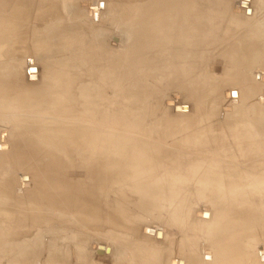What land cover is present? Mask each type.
<instances>
[{
    "label": "bare ground",
    "instance_id": "bare-ground-1",
    "mask_svg": "<svg viewBox=\"0 0 264 264\" xmlns=\"http://www.w3.org/2000/svg\"><path fill=\"white\" fill-rule=\"evenodd\" d=\"M128 1H131V2H128ZM140 1L141 0H106L107 3L105 5L103 3L104 2L103 0H0V49L8 48L9 46H18L19 48H29L28 50L36 52V51H41L49 47H56V48L58 47L60 50L63 51V53H64V50H66V52L73 54V57L77 58V61L74 58H72L73 63H70L71 71L76 70L77 68L76 64L80 61L82 62V59L87 57L89 49L87 50L86 48L89 44V34L90 33L92 35L97 34L96 37H98L99 39L101 38L102 35H104L103 34L104 31H106L107 27H103V24L106 21L99 20L100 22L99 24L97 23V26L96 24L93 25V26H96L95 28L92 25H89L91 24L90 22H88L90 20L91 14H92V17L95 18L97 17L98 14L99 15L101 14V11H100L101 7L107 8L108 14H110V17H112L109 19L110 27L113 28L114 24L115 25L123 24L124 26L123 25L122 26L125 28L129 26V28H127L128 29L127 31L125 32L123 31L124 33L129 35V38H127L129 39V41H128L127 48L125 46L126 48L125 52L121 56L122 59H120L121 58L120 56L117 57V55L119 54L116 53L117 55H115L114 54L115 52L113 51H111L113 52V55L112 53H110L109 59L107 57H104L105 49H103L102 45H97L96 47L99 46V49L97 50L96 54H91L95 58L94 60H98L99 62L100 60L102 61L101 62L102 66L99 70L98 77L95 78V81L88 80L87 78L88 72L84 71L85 75L83 74L77 75L76 73V74H73L74 76H72V78H70L69 81L65 83V85L59 92L56 91V94H53L52 91L48 88V85L46 84L45 86L47 87L40 88L37 91L35 90V91H30V92H21L19 91L20 85L17 81H15L14 79L0 78V115H2L3 118L5 119L7 117L12 118V116H8L10 111L16 115L18 114L24 115L25 113L28 114L29 111L34 110V109H37L40 112H49L53 115L58 114L57 116H59L63 112L70 114V115H67V117H62L58 121L59 124L61 125L59 129L52 128L53 127L52 124L49 123L47 124L49 126H45V127L43 126L39 128L40 130H36L37 131L36 137L33 138L30 142H28L27 148L19 150L18 152L14 154L12 153V150L17 145L18 142L13 141V143L10 144V142L6 141V139L2 140L1 138L0 139L1 140L0 142V166L3 169L6 166L5 163L8 161V157L9 158L13 157L19 160L28 159L31 161L45 160L46 157L50 156L51 149L57 150L58 155L60 157H63V159L69 160L71 158V157L69 158L70 156L69 154L74 153L76 155V152L68 153L69 152L68 150L70 149H72L73 151L77 150V149H74L75 147L76 148L83 147L86 150L85 152L80 153L78 152L80 151L78 149L77 152L78 154L80 153L81 157L83 156L85 158L84 160H86L87 163L94 162L92 167L88 164L85 175H83L84 179H81L77 182L70 181L65 176L67 175L68 172L67 173L64 172L63 168L56 166V165H52L50 166V168L45 167V168H49L48 171H45L44 170L45 168L44 169L40 168L37 172L32 171L29 174L31 178L30 188H28L27 183L25 184L27 180L30 181V178L25 180V182L23 181L24 182L23 184L26 185L27 190H20L18 188L13 187L10 181L4 178V175L0 176V244L4 246V244L8 245V244L16 243L18 247L21 244L22 246L19 247L20 250L18 251L19 252L18 257L24 258L23 256L26 254L31 255V257L32 256L34 257L35 255H37L35 256V258L39 256L38 253H36L35 248L36 247L40 248L41 244H43L41 243L40 246H37L40 238L43 237L44 233L45 234L47 233L46 231L50 230V228L47 230L48 225H44V226H47V228L44 227L46 231L44 230V228L42 229L43 223L45 222L46 224H55V225L60 224V225L66 226L64 228H61L63 230L60 229L62 233H67L68 231H70V232H74L75 234H78L74 231L75 229H79L77 230L78 232L80 230L81 232H83L82 230H84L83 233H87L85 232V230L87 228H89L88 230H90V227L91 229L92 227H94L95 230L99 228L100 231H101V228L102 229L106 228L108 230L111 229V231L116 230L117 228H119V230L124 228L126 224L125 218L127 217L125 213L126 209H124L125 210L124 211L123 208L118 209L117 207H120L119 204L126 206L123 203H127V202L122 201L123 203H121L120 201V203L117 206L115 201L111 202L112 199L114 198L113 196L115 195V194L114 195L111 194L112 192L122 193L121 189L122 190L124 189L123 191H126L125 188L128 187L129 189L133 188L132 191L134 193H139L141 191L140 193L144 194L145 197L146 196L149 197V196H153L156 190H160L158 189L159 187L166 189V191L163 189L165 193L168 191H170V193H172L173 191L175 192L177 191L176 190L177 187L178 189L180 187L179 186L180 184H177V183L173 184L171 182V179H173L172 178L173 176L171 177V179L169 178L164 179V177L157 178V177L151 176L152 177L151 178L148 175L142 174V172H148L150 170V165H152L151 166L152 168L154 167L157 168V166L161 162L160 160H162V159L158 160V158H156L157 154L155 156L149 154L147 158L145 157L143 159H139L138 161L131 160V162L129 163L138 162L139 165L137 166L139 167L129 170V173L127 174H126L127 171L120 170V169L109 170L105 172H99L96 169L97 167L95 163L100 164L101 162H105L104 163L105 168L107 167L108 169L114 168L115 166H120L125 163V162L124 163L121 162L119 165V163L116 160L115 161H113V159L105 160L106 156L104 154L105 151L107 150V148H104V146H107V145L110 146L108 150H117L122 147V142L130 141V140L124 139L120 135L122 132V128H125V127L128 128L126 125L125 127L123 126V122H124L123 120L127 119L131 121L130 119L131 115L130 116L129 114L126 115L128 112L124 113L125 111L123 110L124 111L123 112L120 110L121 108H119V102H121L119 100L122 96L121 95L119 97V94H118L119 90L117 89L119 87V80H120L119 76L123 71L122 70L123 66L124 67L126 66L129 68L128 69L129 74H132V73L139 74L140 72H143L141 71V69L139 71V68L142 66V64L140 63L141 64L140 65L139 62L142 61L143 63L146 60L147 63L148 61L149 63L150 61L152 63V60L154 58L156 59L157 56H160L161 58H163L164 59L163 61H166L165 59L167 60L170 59L171 62H169L168 65L174 61L178 62L180 60L181 61L184 60L185 58L184 51H187L189 49L190 51L197 50L199 44L206 41V40H203L204 39L203 35L209 29L213 31L215 29V26L220 21H222L221 19L223 17H224L223 21L227 25V22H229L228 21L229 18L225 17V15L227 14L229 10L230 11L233 10V8L231 7L232 8L231 9L228 6V3L223 0H208V1L206 0L204 1V5L206 7L203 6V8H202L203 4L201 5V3H203V0L202 1L200 0H164L162 3L156 4L153 7L149 8L148 10L146 9L143 10L140 14H134L132 11L134 10L135 5ZM235 1H237L238 4L235 3L234 5L233 3V5L236 6L237 4L238 12L241 11L243 14V17L236 16V17H239V18H236L237 19L236 20L234 18V15L232 16V13L230 15L231 19L233 18L235 24L238 25V26H235L236 34L233 33L234 31H232V28H230L232 27L231 25L232 22L230 23L231 26L227 25L228 26L227 28L229 30L231 29L232 31V33L228 31L229 35L232 37L231 40L234 39L233 36H235L234 44H228L230 40L226 42L228 44V50L230 51V53L232 52V54L233 52L235 55L237 53V55H239L238 59L241 60L240 63L238 62L236 64L230 65L231 64L230 62V64H228L230 65V69H232L231 71L228 72L230 77H233L231 81L233 84L235 83L236 87L240 86L239 87L240 90L239 89L238 90L241 94L239 95V93L235 90L229 91L230 94L232 93V96H230L229 100L234 101L235 103L237 102V104L239 105L238 106L239 112H237V114L234 115L235 121L233 120L232 126L236 125L237 121H242V120L245 122L247 121L246 122L247 124H250L257 130L259 136L264 137V87H262L263 86L262 84H264V13L261 12L260 16L257 17L258 19H254L255 18L253 17L254 13L250 10L252 0H235ZM123 2L129 3V4L123 6L122 5ZM248 9L251 12L250 15L245 13ZM229 14L230 13H228V15ZM138 17H141L140 19H144L146 21V24L144 26H139V27L138 25L136 26L137 23H135L136 21L132 18H135V19L137 18L139 20ZM101 18L99 17V19ZM125 23H128V24H125ZM125 25H128V26L126 27ZM91 26L93 27V29L91 28ZM207 26L209 28L206 30ZM221 26L223 25L221 24ZM120 27L118 26V28ZM237 27H238L239 32L237 31ZM125 28H123V30ZM221 28L223 29V27ZM219 30L220 28L218 29V31ZM223 30L225 31V29ZM217 33L218 32H216V34ZM225 33L227 32L225 31ZM221 34L222 33L219 32V34L217 35L221 36ZM206 36H205V39H206ZM212 36H214V34ZM137 37H140L138 39L140 44L138 45L135 43V42L139 43L138 41H136ZM214 37H217V36H214ZM226 37L224 36V38ZM134 38H136V40ZM218 40H220V38ZM222 40L224 42L225 39H222ZM206 42L208 43V41ZM216 42L214 40V43ZM205 43L203 45H205ZM224 43L223 44L220 43L222 44V47L225 46ZM210 44L212 43L210 42ZM216 44L214 45L215 47L217 46V49H221L226 53L224 49L218 48V45ZM210 48L212 49V47ZM85 51H87V53ZM227 54H229V52H227ZM82 55H83V58H82ZM193 55L190 56L191 60H192ZM219 55L217 53V56ZM197 56H195V58ZM227 56H231V55H227ZM200 57L202 56L200 55ZM205 57L204 59H206ZM161 58L156 59L155 64H159L156 62L157 60L158 62H160ZM222 59L224 60V58ZM238 59L236 58V60ZM231 60L233 61V59ZM216 61L219 62V60H216ZM82 65H80L79 68L83 67ZM151 65L152 64H150L149 66ZM189 65L190 63L188 64V66ZM254 65H258L259 68L261 69L257 70L253 74L252 82H250L251 80H249L246 76H243L241 79L235 80L237 76L241 75L238 72L239 70L237 71L236 68L241 67L240 69L242 70L243 68L251 67ZM163 66L161 65V70L163 69ZM151 67H149L150 70H152ZM185 67H184V70H185ZM34 68H35L34 66H29V68L26 69L28 71L26 79H28V75L35 74L34 72L36 68L35 69ZM153 68L155 69V67ZM181 68L180 66L178 67V69H181ZM67 69H68V66H67ZM146 69L148 70V68ZM30 70L32 71L29 72ZM150 70H148L149 73H150ZM168 71L169 70H167V72ZM176 71L179 72L178 70ZM144 72L146 73V71ZM164 72L166 74V70ZM201 72L202 71H200V73ZM36 74L35 76L37 78ZM178 74L179 73H177L176 75L180 76V74L179 75ZM111 75L113 77L111 79V83L113 84V87H114V93L112 95L110 94L112 96L110 98H105V97L103 98V95L101 94V90L102 89L103 91L105 90V83L107 82L106 79L110 80ZM30 77L33 78V76H30ZM179 78L180 77H178L177 80H179ZM190 78L191 79L189 80H191L190 82H192L193 78L192 77ZM48 80L53 81L52 78L51 79L48 78ZM183 80L185 81V79ZM50 81L48 83H50ZM260 86L262 87V89L260 91L261 95L258 99V103L262 104L263 107L262 105H260L262 108L259 109L258 111L255 110L256 112H253L250 109L251 107L255 108L252 105L253 103H249L247 105L246 101L254 97V94L256 93V91L259 89ZM186 89H188V87H186ZM93 90H95V92H93ZM105 92L107 91H104V93ZM98 93L99 95L101 94L99 96V99L102 103L101 108H97V105L94 102V99H95L94 95ZM130 96H132V94H130L127 97H130ZM107 100H109L110 102H108ZM168 105H172L171 102H169ZM175 105H178V104L175 103L174 106ZM179 105L185 106L186 104L183 103ZM78 107H79V110H78ZM131 111H134V110L132 109ZM131 111L129 112L130 114H131ZM135 112L133 113L135 114ZM122 113L126 115V117L128 116L129 119L125 118V116H123ZM238 115L242 117L240 120L238 119ZM132 116L131 118L133 119ZM133 121L130 122L129 125L127 124L128 126H130V128L136 127V126L133 127L130 125L131 123L135 122ZM126 122L128 123V121H125V123ZM138 127L142 128L140 127V125ZM238 132H239L238 135H241V136L244 135L243 131L240 130ZM256 136L257 135H255V137ZM252 139H255V138L252 137ZM132 143H134V140H132ZM250 144L251 143H249L248 145L247 143L244 142V143H238L237 144L238 146L235 145L237 148L239 146L246 148L244 151L242 150V152L246 153V156L244 153H242L244 154L243 155L244 157H242L240 154L238 156H241V157H238V158L235 157L236 156L235 153L233 152L234 154H232V151H231L232 149L226 146L227 148L224 149L225 154H222L223 149L222 150L218 149L219 151H222V153L219 152L221 154L220 156L210 155V157L208 156L202 159L199 158V159H196L193 163H191L192 165L189 164L190 166L187 167V170L189 168L190 172L205 178L204 182L202 183L204 187L209 188L212 186L211 188L213 189L216 188L215 191L219 190L218 192L220 195L217 197H219L220 201L223 202L222 203L223 206H221V202H220L221 207L215 210L213 209L215 211V215L211 214L213 217L212 219L209 218L210 220L208 219V221L204 223L202 221V224L200 223L204 227L202 229H205V232L206 230H209L212 233L211 235H208V237L214 235V238H218L221 235L227 234L228 236L229 234L235 231H238L241 234L242 238L246 234L253 235L252 239L244 240L245 245L250 244L252 240H255V242L260 241L264 243V235H263V232H264V199H263L264 198V152L263 151L264 149H262V147H259L258 143L257 144L255 143L252 145ZM144 147L148 148L147 146H140L138 148L137 145L135 144L132 145V149L138 148L142 150L144 149ZM236 147L234 148L232 147V148L236 149ZM102 149H104V151ZM218 150H215V152H217ZM6 152L7 153L9 152V153L7 154ZM250 155L253 156L252 159L250 158L251 157ZM135 159L137 158L135 157ZM157 160L160 161L159 164L156 163ZM162 164L164 163L162 162ZM149 172H152V171H149ZM128 175L132 176L133 178V179L130 178L131 184L121 183L119 185H123V186H119L115 190L112 189V192H108L107 189H109L112 186V184L114 185L118 181L123 180V177L125 178ZM174 177L180 178L179 174H176V176L174 175ZM25 178H27V176ZM126 181H129V180H126ZM108 185H111V186L107 188ZM26 187L24 189H26ZM203 188L202 190H204ZM109 191H111V188L109 189ZM160 192H163V191H160ZM106 193H108L107 194L108 196L106 195ZM123 194L125 195L126 193L124 192ZM130 194L128 193V195ZM157 194H159L160 196V193H157ZM206 194H208V192ZM119 195H120V200H124L123 198L124 196H122L121 194ZM215 195L216 194L214 193V196ZM110 196L111 198L112 197L113 198L109 199ZM214 196H211V197H213L214 199L216 198ZM130 197L128 198V196L125 195V199L128 198L129 200ZM117 199L115 198L114 200H117ZM209 199H210V196H209ZM213 199H212V202H213ZM180 203H177V204H180ZM171 204H170V208H171ZM136 207H137V204H136ZM136 207L132 206L131 208L133 210L135 209L134 211H137ZM169 212L171 211L169 210ZM133 218H136V216ZM172 223L175 224L174 222ZM172 223L170 224L172 226H175ZM179 226L184 228L185 232H187L188 230L192 232L189 226H185V224H181ZM58 227L60 228V226H57V225L55 226L57 231H58ZM68 227L69 228L72 227V228L68 231L64 230L65 228H68ZM74 227L75 229H73ZM194 227L192 229H195ZM198 227L196 229L197 233L199 231ZM94 228L92 229L93 231H95ZM147 229L148 230L150 229L152 233L155 234V237H156V232H154V230L156 231L155 228L147 227L146 230ZM42 230L45 231L43 234H42ZM92 230H91V233H92ZM51 231H53L54 233L57 232V231L55 232V230H51ZM63 231H67V232H63ZM104 231L105 229L103 230V232ZM118 231L117 233L120 234L119 232L121 230L119 232ZM141 231H143V228ZM70 232H68L69 236L71 237L73 236L75 239L77 236H78L77 238L79 239L81 238L79 237V235L77 236L75 235L76 237L74 236V234L70 235ZM103 232L101 233L97 232V233L99 235L100 234L102 235ZM145 232L143 231L144 235L154 237L152 233H148V232L145 233ZM112 234H114L113 236H115L116 234L115 231H113ZM101 235L100 236L97 235V237L100 238L104 236V234L102 236ZM52 236L49 235L51 239H53ZM88 236H91L90 233ZM47 238L48 237H46V239ZM74 238H72V241ZM75 239L73 242L78 241L77 239L76 240ZM83 239L85 238L83 237ZM120 239H121V236H120ZM68 240L66 239V241L69 243ZM41 241L42 240H40V242ZM86 241H84V245ZM78 242L80 243L82 241H78ZM74 245H76V243ZM48 246H49L48 252L50 255L51 253L55 255L57 250L60 249V247L55 248L56 246L54 247L52 244L50 245L48 244ZM68 248H70L69 250H71V248L73 250L72 246ZM81 248H85V247L83 246L80 247V245L79 247H75L76 254L78 257L80 255H84L83 249ZM93 248L95 249V252H101L103 254L105 253L106 255L109 254L110 252V250L108 249V252L106 253L107 248L102 246V244L101 246L96 245V247H93ZM259 252H260V255L258 256V259L260 260L259 263L264 264V260L261 259L264 256V252L262 251H259ZM66 255L68 254H63V257ZM124 255L118 256V260L120 258L121 263H122L121 259H123L127 255L126 251ZM55 256L58 257L57 254ZM77 256L75 255V257ZM86 256L87 255H85V257ZM244 256H245L243 257L244 260L247 259L246 253ZM57 257H55L54 259L55 263L52 262V264H56L57 261L60 264V261L57 259ZM83 258L84 257H82V260H81L82 262H84V260L87 257L84 258V260ZM1 259H3V257ZM18 260H16L17 264H24L23 262H25V261H18ZM64 260L68 261V259L67 260L64 259ZM8 261L9 263L11 262V260L9 259L6 262ZM36 262L38 264V261ZM76 262H80V260ZM131 262H133V260H131ZM1 263H2V260H1ZM33 263L35 262H33L32 260V264ZM86 263H87V260H86ZM169 264H184V260L182 261L180 259H173L169 262Z\"/></svg>",
    "mask_w": 264,
    "mask_h": 264
},
{
    "label": "rangeland",
    "instance_id": "rangeland-1",
    "mask_svg": "<svg viewBox=\"0 0 264 264\" xmlns=\"http://www.w3.org/2000/svg\"><path fill=\"white\" fill-rule=\"evenodd\" d=\"M103 1H104L103 3L106 5V3H107L106 0H103ZM163 1L164 0H141L140 2H138L135 5L134 10L132 12L134 14H140L143 10H145V9L148 10L149 8L153 7L156 4L162 3ZM200 1H202V0H200ZM204 1H206V0H203V3H201V5L203 4L202 8H203V6L206 7L204 5ZM223 1L227 2L228 6L230 8L231 7L233 8V10H231V11L229 10L227 12L225 17L229 18V20H228L229 22H227V25L228 26L232 25V27H230V28H232V31H234L233 33L236 34V27L235 26H238V25L235 24L233 18L231 19L230 15L232 13V16L234 15V18L236 19V18H239L236 16H242L243 17V14L241 11L238 12V8H237L238 2L237 1H235V0H223ZM128 2H131V1H128ZM233 3H234V5H235V3H237L236 6H234ZM128 4L129 3H126V2L122 3L123 6L128 5ZM240 5H241V3H240ZM250 10L254 13V16H253V17H255L254 19H258L257 17L260 16V13L261 12L264 13V0H252ZM250 10L248 9L245 13L250 15L251 14ZM100 11H101V14L100 15L98 14L97 17H95V18H93L92 14H91V17H90L91 21L89 20L88 22L91 23L89 25L93 26L94 24H96V26H97V23L99 24L100 21H106L103 24V27H107L106 31H104V33H103L104 35H102L101 38H99V39H98V37H96L97 34H95V35H92L91 33L89 34V44L86 48L87 50L88 49L89 50H88L87 57L83 58V55H82V58H83L82 62L80 61L77 63L76 62L77 58L73 57V54L66 52V50H64V53H63V51L60 50L58 47L57 48L56 47H49V48H45L41 51L33 52V51L28 50L29 48H19L18 46H9L8 48L0 49V78L14 79L15 81H17L19 83V85H20L19 91H21V92H30V91H35V90L37 91L40 88L47 87V86H45V84H46V85H48V88L52 91L53 94H56V91L59 92L63 88L65 83L68 82L69 79L72 78V76H74L73 74H76V73H77V75H81V74L85 75L84 71L88 72L87 73L88 80L95 81V78L98 77L99 70L102 66V63H101L102 61L100 60V62H99L98 60H94L95 58L91 55V54H96L97 50L99 49V46L98 47H96V46L102 45L103 49H105L104 57H107L109 59L110 53H112V55H113V52H115L114 53L115 55L119 54V55H117V57L118 56L121 57L123 55V53L125 52V50L128 46V41H129V39H127V38H129V35L124 33L125 31L128 30L127 28H129V26L125 25L126 27L128 26L127 28H125V27H123L124 26L123 24H122L123 26L121 24L120 25L114 24L115 27L114 26H113V28L110 27V25H109L110 20L109 19L112 17H110V14H108V9L101 7ZM228 13H230V14L228 15ZM99 17L100 18L102 17V18L99 19ZM242 17H240V18H242ZM138 18H139V20L137 18L136 19L132 18L136 21L135 22L133 20L135 23H137L136 26L137 25H138V27L144 26L146 24V21L144 19H140L141 17H138ZM102 19H104V20H102ZM221 20L222 21H220L216 25L217 28L215 26V29H214L215 31L214 30L212 31L210 29L207 30L209 27L208 26L206 27L207 32L206 33L204 32V33L207 36L204 34L203 40L208 41V43L206 41H204L203 43L199 44V46H200V47L198 46L199 49L197 48V50H191L192 52L190 51V49L187 51H184L185 58L182 61L181 60L178 62L174 61V62L170 63L171 65L170 64L168 65V63L171 62L170 59H168V60L165 59L166 61H168V62H166V61H163L164 60L163 58L156 55L158 58H161L162 63L160 60H159L160 62H158V60H157L156 63H159V64H155L156 59H158L157 57H156V59L154 58L155 60L153 59L154 61L152 60V63H151V61H150V63H149V61L147 63L146 60L143 63L141 61V62H139V64L141 63L142 66L139 68V71L141 69V71H143V72H140L139 74H134V73L129 74L128 73L129 68L126 66L125 67L123 66V68H122L123 71L119 76V78H120L119 87L117 88L119 90L118 91L119 97L122 95L120 100H119L121 102L118 101L119 102V108H121L120 109L121 111L124 110L125 111V112L123 111L124 113L128 112L126 115H128V114H129V116L133 115L132 116L133 119L130 116L131 121H129L127 119L123 120L124 121L123 126L125 127V125H126L128 128H126V127L122 128V132L120 135L124 139L130 140V141L129 142L128 141L122 142V147L121 148L119 147L120 149H117V150H108L110 146H108V145L104 146V148H107V150L105 151L104 154L106 156L105 160H108V159L109 160L113 159V161L116 160L119 163V165L121 162L122 163L125 162V163L120 165V166H115L114 168H111V169H108L107 167L105 168V165H104L105 162H101L100 164L95 163L96 167H97L96 169L99 172H105V171H109V170L120 169V170L127 171L126 172V174H127V173H129V170L139 167V166H137V165H139L138 162L137 163H129V162H131V160L132 161H135V160L138 161L139 159H143L145 157L147 158V156H149V154L154 155V156L157 154L156 158H158V160H160V159H162V160H160L161 162L157 160L156 163L159 164V162H160V164L159 165L157 164L158 165L157 168L156 167L152 168L151 167L152 165H150L149 171H152V172H149V171L148 172H142V174L148 175L150 177L154 176L157 178H163L164 177V179L165 178L171 179V177L173 176L172 178L175 181L173 179H171V182L173 184H175V183L180 184L179 189L177 187V189H176L177 191H175V192L173 191L172 193H170V191H168L165 193L166 189L159 187L158 189H160V190H156L158 192L155 191V193H154L155 195L153 194V196H149V197L148 196L145 197L144 194L140 193L141 191L139 193H134L132 191L133 188L129 189L128 187L125 188L126 191H123L124 189L123 190L121 189L122 193L112 192V189L115 190L117 187L123 186V185H119L121 183L131 184L130 181H131V179H133L132 176L128 175L129 178H128V176H126L127 179H126V177L124 178L122 176L123 180L118 181L114 185L112 184V186L111 185L107 186V188L109 186H111L110 187L111 191H109L110 188L109 189L106 188L108 190V192H112L111 194L116 195V196L112 195L114 197V198L112 197L113 199L111 198V196L109 197V199L110 198L112 199L111 202L115 201L117 206L120 203V201H121V203L127 202V203H123L126 206L119 204L120 207H117L118 209H120V208H123V210L126 209L125 213L127 215V217L125 218L126 219L125 227L120 229L121 231L119 230V228H117L120 232L117 229L111 231V229L108 230L106 228H104L106 232L105 231L103 232L104 229H102V228L100 231L99 228H97V230H95V228L92 227V229L94 228V230H95V231H93L90 227V230H88L89 228L86 229L87 231L85 230V232H87V233H83L84 230H82L83 232H81V230L78 232L77 230H79V229H75V227H74L73 228V229H75L74 231L76 233H78V234H75L74 232L68 231L72 227L71 228L68 227L69 229L65 228L64 230H67L68 232H70V235L74 234V236L79 235V237H81L79 239V238H77L78 236L77 237L75 236L78 241H82L79 243L78 241L73 242L75 238L73 236L72 237L69 236V233L67 231H63V232H67V233H62L60 231L61 228H64L66 226L56 224L57 226H60V228L58 227V231H57V229H56L57 227L55 228V226H56L55 224H46V222H45V223H43L42 229L44 227L47 228V226H44V225H48L47 230L49 228H50V230L46 231L45 228H44V230L47 233L48 232H50V233L45 234L44 233L45 231L42 230V234L44 233L43 237L40 238V240H42V241L40 242V240H39V243L37 244V246H40L41 243H43V244H41L40 248L39 247L35 248L36 253H38V255H39L38 257L35 258V256H37V255H35L34 257L33 256L31 257V255H27V254H26L27 256L26 255L23 256L24 258L18 257V254H19L18 251L20 250L19 247L22 246L21 244L19 245V247L17 246L16 243H12V244H8V245L4 244V246L0 244V264H17L16 260H18V259H19L18 261H25V262H23L24 264H32V260H33V262H35L33 264H37L36 261H38V264H52V262L55 263L54 259H55V257H57V256H55L56 254L58 255L57 259L60 261V264H66V263L67 264H146V263L147 264H169V262L173 259H180L182 261L184 260V264H233V263L237 264L238 261H239L238 264H260L259 263L260 260L258 259V256L260 255L259 251L264 252V249H263L264 243L260 242V241L255 242V240H252L250 242V244H247V245L244 244L245 239H252V237H253L252 234H246L242 238L241 234L238 231H235V232L229 234L228 236H227V234L221 235L218 237L219 239L214 238V235L208 237V235H211L212 233L209 230H206V232H205V229H202V228H204L201 225L202 221L204 223V222L208 221L209 218L212 219L213 217L211 214L215 215L214 210L223 206L222 205L223 202L220 201L219 197H217L220 195L218 192L219 190L215 191L216 188L213 189V188H211L212 186L209 188L204 187L202 185V183L204 182L205 178L190 172L189 168L187 170V167L190 166L189 164L193 163L196 159H199V158L202 159V158L208 157V156L210 157V155L220 156L221 155L220 153H222V151H223L222 154H225L224 149H226L227 147L232 149L231 150L232 154L235 153V155H236L235 157H237V158L241 157V156L244 157L243 156L244 154L246 156V153L242 152V150L244 151L246 148L245 147L243 148L242 146L241 147L239 146L237 148L236 146H238L237 145L238 143H244L245 142L248 145H249V143H251L250 145L258 143L259 147H262V149H264V137L259 136L257 130L253 126H251L250 124H247L246 123L247 121L246 122L243 120L237 121L236 125L232 126L233 120L235 121L234 115H236L237 112H239V109H238L239 105L237 104V102L235 103L234 101L229 100L230 96H232V93L230 94L229 91L235 90L239 93V95H241V94L239 92L240 86L238 85L239 87H236L235 83L234 84L232 83L231 80L233 79V77H230L228 72L232 70V69H230V65L236 64L238 62L240 63L241 60L238 59L239 55H237V53L235 55L234 52L232 54V52L230 53V51L228 50V44H234L235 43V41H234L235 36H233L234 39H232L233 40L232 41L231 40L232 37L229 35V32H228V31H230V33H232L231 29L229 30L227 28L228 26L226 25V23H224V21H223L224 17ZM221 22H223V23H221ZM230 23H231V25H230ZM125 24H128V23H125ZM221 24L223 26H221ZM117 25L119 27L121 26L122 29H121V27L118 28ZM92 26H91L92 29H93V27L94 28L96 27V26H93V27ZM218 26L220 28L219 31H218V29H219ZM221 27H223V29H225V31L227 33H225V31ZM123 28H125L126 30L125 29L123 30ZM117 30H119V31H117ZM221 31H223L224 33ZM237 31H238V27H237ZM216 32H218L217 34H219V32L222 33L221 36L217 35ZM211 34L212 35L214 34V36H217V37H214ZM226 34H228V35H226ZM208 35L210 36V38ZM222 35H224L225 37L227 36V37L224 38V36H222ZM205 36H206V39H205ZM140 37H137V40H136V38H134V39L139 42L138 39ZM114 38L116 39L115 41L113 40ZM217 38L218 39L220 38V40H218ZM227 38H229V39H227ZM222 39L226 40V41L224 40L225 43L228 42L229 40L231 42L229 41L228 44L226 43L227 44L226 45ZM214 40H215V42L217 41L216 42L217 44L214 43ZM210 42L212 44H210ZM218 42H220L222 44L224 43L225 46L222 47V44H220ZM135 43L137 45L140 44V42L139 43L135 42ZM204 43H205V45H203ZM214 44L218 45V48L224 49L226 51V53L221 49H217V46L215 47ZM125 46H126V48H125ZM210 47H212V49L213 48H215V49L212 50ZM198 50H200V51H198ZM111 51H113V52H111ZM85 52L87 53V51H85ZM198 52H200V53H198ZM227 52H229V54H227ZM193 53H194V55H193ZM217 53H218V55L220 53L219 56H221V57L217 56ZM71 55H72V57H71ZM192 55H193V57L191 60L190 56H192ZM200 55L202 57H200ZM227 55H231V56H227ZM195 56H197V57L195 58ZM224 56H226V57H224ZM204 57L206 59H204ZM72 58H74L76 60L75 62L77 63L76 64L77 68H76V70L71 71L70 63H73ZM222 58H224V60ZM236 58L238 60H236ZM120 59H122V57ZM231 59H233V61ZM193 60H195V61H193ZM216 60H219V62ZM225 62H227V63H225ZM230 62H231V64H230ZM82 63H83V65H82ZM189 63H190V65L188 66ZM150 64H152L151 66L155 67V69L153 67L149 66ZM160 64L162 66L164 65L163 66L164 70L162 69L163 71L161 70ZM186 64H187V66H186ZM228 64H230V65H228ZM80 65H82L83 67L79 68ZM158 65H159V67H158ZM29 66H34L36 68V69L34 68L35 69L34 73L36 74L38 71V73L36 74L37 78H36L35 74L34 75L31 74V75H28V79H26L27 78L26 76L28 74L27 73L28 71L26 69L29 68ZM67 66H68V69H67ZM143 66L148 68V70H150L149 67H151V69L153 71L150 70V73H149V71L146 68H144ZM179 66H180V68L181 67L182 68L178 69ZM47 67H49V68H47ZM56 67H58V68H56ZM184 67H185V70H184ZM240 68L241 67L236 68L237 71L239 70L238 72L241 75L237 76L235 78V80L241 79L243 76H246L249 80H251L250 82H252L253 74L257 70L261 69V68H259L258 65L246 67V68H243L242 70ZM165 70H166V74L164 72ZM167 70H169L170 72L169 71L167 72ZM176 70H178L179 72H177ZM250 70H252V71H250ZM253 70H254V72H253ZM56 71H58V72H56ZM144 71H146V73L148 75ZM200 71H202L203 73L201 72L202 73L201 74ZM63 72H64V74H63ZM65 73H67V74H65ZM141 73H143V74H141ZM177 73H179V74L181 73L180 76H177L176 75ZM226 74H228V75H226ZM121 75H122V77H121ZM191 75H193V76H191ZM30 76H33V78L30 79L29 78ZM185 76H186V78H185ZM189 76L193 78L192 79L193 83L190 82L191 80H189V79H191V78ZM178 77H180L179 80H177ZM48 78H50V79L52 78L53 81L48 80ZM112 78L113 77L111 75L110 80L106 79L107 82L105 83V90L104 91H107V92L104 93L103 89L101 90V94L103 95V98L104 97L110 98V97H112L111 95L114 93V87H113V84L111 83ZM183 79H185V81ZM30 81H32V82H30ZM49 81H50V83H48ZM240 83H242V82H240ZM262 85H263L262 87H264V84H262ZM186 87H188V89H186ZM262 87L260 86L259 89L254 94L255 98L253 97L250 100L246 101L247 105L249 103H253L252 105L255 108H252V107L250 108L253 112L258 111L259 109H261L263 107L262 104L258 103V99L261 95L260 91H261ZM182 89L184 90V92ZM93 92H95V90H93ZM130 94H132V96L127 97ZM100 95H99V93L94 95V97H95L94 102L96 103L97 108H101V105H102V103L99 99ZM97 101H99V102H97ZM107 101L110 102L109 100H107ZM169 102H171L172 105H168ZM175 103H177L178 105L174 106ZM183 103L186 105L185 106L179 105V104H183ZM260 105H262V107ZM180 107L185 108L186 110H180V111L176 110L177 108H180ZM132 109L134 111H131ZM137 109H138V111H137ZM78 110H79V107H78ZM130 111H131V114L129 113ZM135 111H137L138 113ZM133 112H135V114ZM136 113H137V115H136ZM138 114H139V116H138ZM57 115L58 114L53 115L49 112H40L37 109L31 110V111H29L28 114L25 113L24 115H20V114L16 115L10 111L8 116H12V118L7 117L6 119L3 118L2 115H0V139L1 138H2V140L6 139V141L10 142V144L13 143V141L18 142L17 145L12 150V153L14 154V153L18 152L19 150L27 148L28 142H30L33 138L36 137V133H37L36 130H40L39 128H41L43 126L44 127L49 126V125H47L49 123L52 124V126H53L52 128H54V129L58 128L59 129L61 127V125L59 124L58 121L62 117H67V115H70V114L63 112L59 116H57ZM126 115L123 114V116H125V118L129 119V117L128 116L126 117ZM27 117H29V118H27ZM134 117H136L137 119ZM241 118L242 117L238 115V119L240 120ZM135 119L137 122L135 121ZM125 121H128V123L127 122L125 123ZM132 121L134 123H131L130 125L133 127L136 126L134 128H130V126H128L129 123ZM137 124H138V126L140 125V127H142V128H139L137 126ZM240 130L244 132V135H242V136L238 135L239 134L238 131H240ZM255 135H257V136L255 137ZM252 137H254L255 139H252ZM132 140H134V143H132ZM0 142H1V140H0ZM133 144L137 145L138 148L140 146H147L148 148L144 147V149H142V150L138 149V148L132 149ZM229 146H231V147H229ZM232 147L233 148L236 147V149L238 151L239 150H241V151H239V153H238V151L236 149H233ZM74 149H77V150L79 149L80 151H78V152H80V153L86 151L83 147H78V148L75 147ZM218 149L219 150L223 149V150L219 151ZM77 150H74V151L72 149L68 150L69 151L68 153L76 152V155L74 153L69 154L70 155L69 158L71 157L69 160L63 159V157H60L58 155V151L55 149H51L50 156L46 157L45 160L31 161L28 159H23V160L20 159L19 160V159H15L13 157H10V158L8 157V161L5 163V165H6L5 168L3 169L0 166V176L4 175V178L9 180L13 187L18 188L20 190H27V187L25 184L27 183L28 188H30V185H31V178L29 176L30 172H32V171L37 172L40 168H43V169L45 167L50 168V166L56 165V166L63 168L64 172H66V173L68 172L67 175H65V176L70 181L77 182L81 179H84L83 175H85V172L87 170L86 168H87L88 164L91 167L94 164V162L87 163V161L84 160L85 158L83 156H82L83 157L82 158L80 156V153L78 154ZM82 150H84V151H82ZM102 150L104 151V149H102ZM215 150H218V151L215 152ZM242 153H244V154H242ZM216 154H218V155H216ZM239 154L241 156H238ZM250 156H251L250 158L252 159L253 156L252 155H250ZM135 157L137 159H135ZM162 162L164 164H162ZM49 168H45L44 170L48 171ZM147 173H149V174H147ZM150 173H152V174H150ZM176 174H179L180 178L174 177V175L176 176ZM24 176L25 177L27 176V178H25ZM28 178H30V181L27 180ZM124 179H125V181H124ZM25 180H27V182H25ZM126 180H129V181H126ZM23 181L25 182V184H23L24 183ZM196 181H198V182H196ZM24 185H25L26 189H24L25 188ZM161 188H162V190H161ZM202 188L204 190H202ZM205 188L208 189L209 191L206 190ZM107 190H106V192H107ZM131 191L133 194L131 193ZM160 191H163V192H160ZM124 192L126 193L125 195L128 196V198L131 196L129 200H128V198L125 199V195L123 194ZM207 192H208V194H206ZM128 193L129 194L131 193L132 195L131 194L128 195ZM157 193H160V196ZM209 193L210 194L213 193V194L210 195ZM214 193L216 194L215 196H214ZM107 194L108 193H106V195ZM119 194H121V195L123 194L122 196H124L123 198L125 201L120 200ZM209 196H210V199H209ZM211 196H214L216 198L213 199V197H211ZM201 197H202V199H201ZM115 198L116 199L118 198V199L114 200ZM147 198H149V199H147ZM121 199H122V197H121ZM212 199H213V202H212ZM214 201H216V202H214ZM128 202H130V203H128ZM220 202H221V206H220ZM133 203H135V204H133ZM169 203L171 204V208H170ZM177 203H180L181 206H180V204H177ZM136 204H137V207H136ZM217 205H218V207H217ZM132 206H135L137 208L136 209L137 211H134L135 209L133 210L131 208ZM177 207H179V208H177ZM169 210L171 212H169ZM134 215L136 216V218H133V217H135ZM124 216H122V217H124ZM180 218H181V220L182 219L183 220L181 221ZM134 219H136V220H134ZM169 219L172 222H174L175 224H173ZM170 223H172L176 227L172 226ZM181 224H185V226H189V228L192 230V232H190L189 230L187 232H185V229L179 226ZM186 224H188V225H186ZM199 225H201V226H199ZM145 227L146 228L147 227L148 228H155L156 231L154 230V232H157L158 229H162L163 236L161 234L160 239L156 238L155 234H153V233L152 234L154 235V237L146 236L143 234V231L145 232V229H146ZM193 227L195 229H192ZM197 227L200 231V232L198 231V233L196 230ZM142 228H143V231H141ZM51 230H55V232L56 231L57 232L54 233ZM61 230H63V229H61ZM91 230H92V233H91ZM195 230H196V232H195ZM71 231H73V230H71ZM96 231L98 233L103 232L102 235L104 234V236H102L100 234L102 237H100V238L97 237V235L98 236H100V235ZM113 231H115V233H116L115 236H113L114 234H112ZM117 231L120 234H118ZM107 232H109V233H107ZM223 232H225V231H223ZM79 233H81V234H79ZM89 233L91 236H88ZM123 233H124V235H123ZM61 234H62V236H61ZM85 234H87V235H85ZM92 234H94V235H92ZM49 235L50 236L53 235L52 236L53 239H51L49 237ZM83 235H85V236H83ZM95 235H96V237H95ZM263 235H264V232H263ZM44 236H46L48 238L46 239V237H44ZM82 236L85 239H83ZM120 236H121V239H120ZM93 237H95V238H93ZM103 237H104V239H103ZM113 237H115V238H113ZM117 237H119V238H117ZM43 238H44V240H43ZM72 238H74L73 241H72ZM87 238L90 240H88ZM205 238H207V239H205ZM66 239L67 240L69 239L68 240L69 243L66 241ZM86 239H87V241H86ZM217 240H218V242H217ZM84 241H86L85 245H84ZM124 241H125V243H124ZM211 241H213V242H211ZM75 243H76V245H74ZM81 243H83V244H81ZM48 244L49 245L52 244L54 247L56 246L55 248L60 247V249H62V250L58 249L56 253L54 252L55 255L53 253H51V255H50L48 252L49 251ZM101 244H102V246H104L110 250L109 254L106 255L104 253L103 255H98L95 252V249L93 247H96V245L101 246ZM129 244H131V245H129ZM79 245H80V247L83 246L85 248H81V249H83L84 255H80L78 257L76 254L75 247H79ZM70 246L73 247V250H72V248H71V250H69L70 248H68V247H70ZM125 251H126L127 255H126V257L121 259L122 260V263H121L120 258L118 260V256L124 255ZM61 253H62V255H61ZM69 253H70V255H69ZM118 253H120V254H118ZM245 253L247 255V259L244 260L243 257H245L244 256ZM63 254H68V255L63 257ZM74 254L77 257H75ZM52 255L54 256V258ZM85 255H87L86 256L87 258L85 257ZM67 256H68V258H67ZM2 257H3V259H1ZM69 257H71V258H69ZM82 257L86 258L85 260L83 258L84 262L81 261ZM61 258H63V259H61ZM75 258H77V259H75ZM8 259L11 260L10 263H9V261L6 262ZM64 259H66V260L68 259V261H65ZM1 260H2V263H1ZM71 260H72V262H71ZM79 260H80V262H76ZM86 260H87V263H86ZM131 260H133V262H131ZM236 261H237V263H236ZM61 262H63V263H61ZM57 263H58V261H57Z\"/></svg>",
    "mask_w": 264,
    "mask_h": 264
},
{
    "label": "water",
    "instance_id": "water-1",
    "mask_svg": "<svg viewBox=\"0 0 264 264\" xmlns=\"http://www.w3.org/2000/svg\"><path fill=\"white\" fill-rule=\"evenodd\" d=\"M114 41L116 40L115 38L113 39ZM32 70H30L29 72H31ZM30 79H32V77H29ZM176 110H186L185 108H177ZM145 231H147L148 233H152V231L151 230H146L145 229ZM161 234H162V229H158V231L156 232V237L157 238H160L161 237ZM108 252V249H106V253ZM97 254H100V255H103V253H101V252H96ZM262 260H264V256L261 258ZM173 262V261H172Z\"/></svg>",
    "mask_w": 264,
    "mask_h": 264
}]
</instances>
